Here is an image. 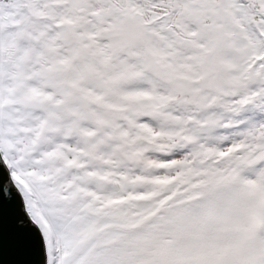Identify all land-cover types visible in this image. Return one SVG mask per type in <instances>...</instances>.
I'll return each mask as SVG.
<instances>
[{
	"label": "snow or ice",
	"instance_id": "1",
	"mask_svg": "<svg viewBox=\"0 0 264 264\" xmlns=\"http://www.w3.org/2000/svg\"><path fill=\"white\" fill-rule=\"evenodd\" d=\"M0 264H264V0H0Z\"/></svg>",
	"mask_w": 264,
	"mask_h": 264
},
{
	"label": "water",
	"instance_id": "2",
	"mask_svg": "<svg viewBox=\"0 0 264 264\" xmlns=\"http://www.w3.org/2000/svg\"><path fill=\"white\" fill-rule=\"evenodd\" d=\"M3 165H2V162H0V169H2Z\"/></svg>",
	"mask_w": 264,
	"mask_h": 264
}]
</instances>
